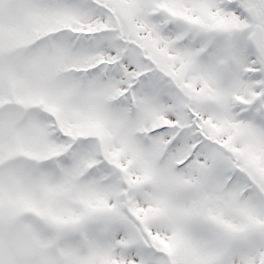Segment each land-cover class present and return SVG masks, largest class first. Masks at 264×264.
<instances>
[{"label":"snow or ice","instance_id":"obj_1","mask_svg":"<svg viewBox=\"0 0 264 264\" xmlns=\"http://www.w3.org/2000/svg\"><path fill=\"white\" fill-rule=\"evenodd\" d=\"M0 264H264V0H0Z\"/></svg>","mask_w":264,"mask_h":264}]
</instances>
